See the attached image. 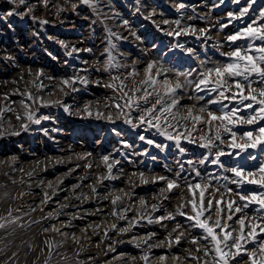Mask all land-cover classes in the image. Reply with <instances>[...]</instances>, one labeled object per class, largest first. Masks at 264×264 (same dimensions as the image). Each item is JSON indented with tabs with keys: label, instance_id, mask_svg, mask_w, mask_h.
I'll list each match as a JSON object with an SVG mask.
<instances>
[{
	"label": "rangeland",
	"instance_id": "374dc122",
	"mask_svg": "<svg viewBox=\"0 0 264 264\" xmlns=\"http://www.w3.org/2000/svg\"><path fill=\"white\" fill-rule=\"evenodd\" d=\"M92 4H95V7ZM181 4L184 5L183 8L179 7ZM242 9H247L243 15ZM13 10L16 14L7 15ZM262 11L264 0H92L91 4H84L81 0H24V3H20V0H15L14 3L12 0H0V103H2L0 116L9 109L14 111L12 112L14 116H22L33 125L30 129L22 127L15 131L13 133L15 139H0V142L7 148L13 146L16 153L27 150L33 152L36 146H44L41 159L64 160L65 164L60 167L66 172L72 163L83 161V158L92 151L99 153L100 156L102 154L104 157H113L114 163L108 164L104 161L103 164L106 169L111 165V169H105L106 173L102 179L105 191L112 194L116 200L119 195L120 200L121 196L125 195L124 192L131 189L133 194H137L136 200L151 197L160 203L158 209L160 214L164 216L172 214L174 219H167L163 228L166 236H158L157 239L150 240V243L147 242L145 246L148 247L142 255L140 251L131 248L137 247L136 243L147 234L138 223L131 224L128 220H121L115 225L114 228L119 227L115 230L111 229L113 224L106 220L108 217H104L105 219L102 217L103 220L97 216L89 217V222L93 221L87 222L89 227L92 229L96 225L97 230L94 229L97 234L101 236L104 234L106 238L105 244L100 245L102 247L100 250L105 251L114 246L109 255L119 254L123 260L120 264H205V261L207 264H213V255L209 254L207 257L204 255L205 241L201 239L200 243H192L195 236L199 238L204 233L199 228L190 227L192 221H189L187 216L193 213L188 202L195 200L199 209L202 190L205 200L213 196L220 200L224 203L221 204L225 209L222 213L224 222L230 226L225 231L231 230L234 235L239 234L240 225L236 221L241 216L246 217V224L248 221L254 224L264 222V212L257 211L259 205L254 202H250L249 207L243 212H235L232 220L227 219L229 201H236L243 207L244 202L238 200L237 193L248 195L264 191L258 184L245 183L241 186L233 183L236 177L229 171L233 167H243L245 175L248 172L254 173L248 179L260 180L261 173L258 170L264 164V144H258L256 148L249 147L237 156L234 153L239 149L230 146L233 141L230 133L221 128L220 135L224 143L216 139L219 121H214L209 126L203 122L194 124L190 119L185 120L183 117L187 114V109L195 105L193 114L202 115L206 119L207 112L199 113V108L206 105L209 100L218 98L219 93L212 92L210 88L201 92L195 91V82L200 73L217 64L231 62L233 58L224 54L236 48L244 51L249 44H252L253 48L264 45L259 39L243 37L236 41L227 39L228 36L242 32L249 25L257 30V34L264 31ZM229 13H232V16H229ZM124 21H128V24L125 25ZM176 21H180V24L177 25ZM178 45H183V48ZM187 49H192L193 52L189 53ZM110 56L113 58L111 61ZM152 62H155V70L162 67L171 69L158 80H163L166 76L173 86L177 82L183 85L177 90L180 106L173 109L175 119L172 115H169L167 120L162 118L159 120V127L155 126L156 120L149 124L139 119L140 115L155 103V94L149 97L148 103L140 101L139 109L124 107L125 101L121 99V81L126 85L123 91L128 92L133 100L143 95V91L132 92L130 89L145 87L140 81L146 79L145 70ZM110 63L114 67L109 68ZM188 72H192V75H186ZM129 73L136 74L129 76ZM177 73L185 75L178 76ZM75 77H82L87 83L77 80L75 84H71V79ZM64 79L69 80L70 84L65 85ZM259 79L256 75L250 77L251 87L257 90L253 95H258L259 90L264 88ZM189 80L193 81L191 85L187 83ZM148 91L152 92L153 89L148 88ZM233 91L237 90L233 88ZM159 92L161 95L164 94L162 88ZM247 93L248 85L244 84V94ZM200 96L204 99L198 100ZM170 99L165 96L169 103ZM116 104H120L121 108H117ZM222 104H227L228 109L239 107L241 109L239 114L245 117L253 114L252 110L243 107L238 99L223 100L220 104L208 105V108L216 115H220L219 109ZM15 108L24 111L14 110ZM156 115L161 114L157 112ZM36 120L40 123H36ZM128 120L132 123H128ZM261 126H264V121H258L253 125L232 126V130L236 132V143L246 142L241 139L244 132H252L253 137L259 135L258 130ZM169 135L181 138L169 140ZM141 137L144 139L141 140ZM61 138H64V141L61 142ZM209 140L212 144L204 147ZM148 141L153 143L150 144ZM180 148L185 151L181 152ZM6 150L4 155L9 153V150ZM220 151H223L224 155L219 157L218 164H213L211 161ZM31 158L34 159L32 154L24 156L25 161H31ZM200 160H204V164L198 163ZM188 161H193V164L190 165ZM130 163L138 165L135 168L139 171L138 178L136 177L138 182L137 179L132 181L135 186L126 185L123 180L129 172ZM58 169L59 166L55 167V172ZM55 172L50 174L51 178ZM197 172L200 173L199 176L196 175ZM85 181L81 178L79 183L88 184ZM168 181H176L178 187L172 188L170 192ZM197 184L200 185L199 188L196 187ZM209 184L210 187L205 189L204 186ZM189 185L192 186L191 191ZM228 189L232 191L229 192ZM140 193L141 196L143 194L142 198ZM186 203L188 206L184 207ZM181 211L185 215H180ZM212 215L215 220L214 211ZM143 222L148 225L152 223L150 220L141 221L142 224ZM176 224L181 225L180 229ZM87 228L88 226L86 230ZM250 230L245 227V234ZM78 231L77 229L75 233ZM181 232H185L184 236L177 243L176 236ZM52 236L53 240L57 239L56 235ZM258 239L264 240V234H260ZM57 247L58 244L55 242L38 254L37 262L28 260L22 264H69L66 256L59 255ZM197 248L201 251H197ZM245 248L249 253L259 252L251 241ZM138 255L142 257L138 258ZM145 257L148 260H144ZM256 259H260L259 254ZM235 264L251 262L249 256L242 252L241 256L236 258Z\"/></svg>",
	"mask_w": 264,
	"mask_h": 264
},
{
	"label": "bare ground",
	"instance_id": "6f19581e",
	"mask_svg": "<svg viewBox=\"0 0 264 264\" xmlns=\"http://www.w3.org/2000/svg\"><path fill=\"white\" fill-rule=\"evenodd\" d=\"M36 72H34V74ZM58 83L60 84V81ZM64 88L66 87L64 86ZM62 91H61V94H62ZM13 102L15 103V100ZM17 105H18V101H17ZM17 108H15L14 110H16ZM187 108H188V104H187ZM19 109L17 110L19 111ZM21 111H24V110H21ZM12 112L14 111L6 109V112H4L0 116V139L13 140L16 138V136L13 134L15 131H18L22 127H26L27 129H30L33 127V125L29 123L28 120L26 121L22 116L21 117L14 116ZM60 141L61 142L64 141V138H61ZM6 149L9 150V153L7 155H4L7 151ZM35 149L36 150L33 152L27 150V151H24L23 153H20V152L16 153L15 148L13 146L7 148L5 144H2V142H0V263L22 264V263L27 262L28 260H30V262L35 263L39 260L38 254L40 252H43L47 246L51 247V245L54 244L55 242H57L58 244L57 251L58 253H60L59 255H62L64 257L66 256L69 264H120L121 262H123L122 257L118 256L119 254L117 256L109 255V253L112 251L114 246L109 247L105 251L100 250V247L102 246V244H105L104 240L106 241V238L104 237V234L102 236L97 234L98 232H96L97 229L95 228L96 225H94L92 229L89 227L88 224L93 222V221L89 222V217L97 216L99 217V219H102V217L103 218L108 217L109 219L107 218L106 220L111 222V224L113 225H117L121 220L122 221L128 220L131 224H135V222L138 223L142 227L141 229L146 231L147 234H144L146 235V237L141 239L140 242L136 243L137 247H131V248L135 249L137 252L140 251L139 253H141V255L144 253L145 248L148 247V246H145L147 242L150 243L149 242L150 240L157 239L158 236H162V235L166 236V232L165 230L163 231V228L165 227V223L167 222V219L162 220V221L159 220V217H165V216L160 214L158 210L160 203L158 204V201L156 199L149 197L150 194L148 195L149 198L147 199L144 198L145 203L141 204L139 200L135 199V196L137 194L136 195L135 193L133 194V192L130 191L131 189L130 190L127 189V192L126 191H125L126 193L124 192L125 195L121 194L123 195V197L121 196L122 199L120 200L114 199V196L112 194L104 190L102 179L104 178L103 175L106 173V170H109V169H106L107 167L104 168L103 164H104V161H106L107 163L108 162L114 163L115 159L113 157H108V159L105 160L102 154L100 156V154L97 152H93V151H92L93 153L88 152L89 154L83 158V161L81 162L77 161L76 163H72L73 165L69 168V171L66 172V171H63L62 168L60 167L65 164L64 160L51 161L49 158L47 159L46 156H45L46 159H41L42 157L41 151L44 149V146L43 147L36 146ZM25 154H29V155L32 154V157H34V159L31 158L32 159L31 161H28V160L25 161L24 159ZM57 159L59 160L58 157ZM133 160L135 161V159ZM111 163H108V164H111ZM57 166H59V169L56 170L55 172V167ZM136 167H138L136 163H132V164L130 163V165L128 166L129 172L126 173L127 175L123 179L124 184L131 186L133 179L138 178L137 174L139 173V171L135 169ZM54 172L55 174L53 175V178H51L50 174ZM81 178H84L88 184L85 183L86 185H83L81 182L79 183V180ZM137 182H138V179H137ZM132 185L135 186V184H132ZM132 189L134 188L132 187ZM117 193H118V190H117ZM140 196H141V193H140ZM141 198H138V199H141ZM114 200H115V203H113ZM173 203H175V201ZM221 204H224V203H221ZM153 205H156L155 211H153V208H152ZM143 220H150L152 223L148 225L143 222L144 224H142L141 221ZM52 224H55L56 226L55 227L51 226ZM86 226H88L87 230H86ZM117 228L119 227L116 226V228L112 227L111 229L117 230ZM77 229L79 231L75 233ZM189 232L191 233V231ZM52 234L56 235L57 237L56 240H53L51 238L53 237ZM126 240L124 239V241ZM199 243H200V240H199ZM127 244L129 243L127 242ZM154 244L156 243L154 242ZM127 248H130V247H127ZM138 256H139L138 258L142 257L140 255ZM131 259L132 258H130V260ZM146 260H148V258Z\"/></svg>",
	"mask_w": 264,
	"mask_h": 264
},
{
	"label": "snow or ice",
	"instance_id": "6c2138e0",
	"mask_svg": "<svg viewBox=\"0 0 264 264\" xmlns=\"http://www.w3.org/2000/svg\"><path fill=\"white\" fill-rule=\"evenodd\" d=\"M14 3L15 0H12ZM84 4H91L92 0H81ZM20 3H24V0H20ZM95 7V4H92ZM75 7V5L73 6ZM180 8H183L184 5H179ZM247 12V9L241 10V15ZM15 10L10 11L7 15H14ZM229 16H232V13H229ZM261 16L264 17V11H262ZM168 23V21H165ZM177 25L180 24V21L175 22ZM124 24L127 25L128 21H124ZM223 27V26H222ZM264 27V25H262ZM204 31V30H201ZM172 35L173 33H168ZM251 38L252 40L259 39L261 42H264V31H259L257 34V30L253 29L251 25L245 28L242 32H237L235 35L228 36L227 39L229 41H236L241 38ZM63 43V42H61ZM178 47L183 48V45H178ZM107 51V49H106ZM189 53H192V49H187ZM250 52L254 54H249ZM71 55V53H69ZM224 55L233 58L231 62L224 64H217L213 67L206 68L204 72L199 74L197 81L195 82V91L201 92L205 89H211L212 92H218V98L216 100H209L206 105H203L199 108V113L207 112V118L202 115H194V108L190 107L187 109V114L183 117L185 120H191L193 123H206L209 126L212 125L214 121H219V125L216 129V139L220 140L221 143L224 141L221 139L220 131L223 128V131L228 132L233 137V141L231 143V147L235 149H239L238 152L234 153L239 156L242 152H244L247 148H256L258 144H264V126L259 127V135L253 137L252 132H244L241 137L242 140H246L245 143H236L235 137L236 132L232 130V126L239 124H247L253 125L258 121H264V88H261L258 92V95H253L254 92H257L256 89L251 87L250 77L253 75L258 76L259 82L264 84V45L261 47L253 48L252 44H249L248 48L242 51L240 48H236L234 51L228 52ZM113 58L110 56L109 60L111 61ZM109 68L114 67L111 63L108 66ZM146 79L141 80L140 84L145 87L142 89H136L133 87L130 89L132 92L143 91V95L137 97L136 100L129 95L128 92L123 91V82L121 81V99H124V107L126 108H140V101L144 103L149 102V97L155 94L156 100L155 103L151 104L150 107L143 112L139 119L143 122H147L149 124L152 123L153 120H156V127H159V120L165 119L167 120L169 115H172V118L175 119L173 115V109L178 107L180 104L179 99L177 98V90L181 89L183 85L177 82L174 86L171 82L166 78L163 80H158L159 77L164 76L167 72L171 71V69L161 68L159 70H155V62L149 63L146 68ZM194 71V70H193ZM136 73H129V76H134ZM177 75H185L183 73H177ZM186 75H192V72H188ZM114 79H120L119 77H114ZM79 80L81 83H87V80L82 77H75L71 79V84H75L76 81ZM243 81V83L241 82ZM63 83L65 85H69V80H64ZM188 84H192L193 81H187ZM244 84L248 85V93L244 94ZM148 88H152L153 91L149 92ZM163 89V95L160 94L159 89ZM235 88L237 91H233ZM75 90V89H73ZM165 96L170 97V103L165 100ZM258 96L260 97L258 99ZM204 97H198V100H203ZM239 100L243 107L251 109L253 114H249L247 117L240 115L241 109L239 107H234L228 109L227 104H222L219 109L220 115H216L213 111L209 110L208 105L210 104H220L223 100ZM244 101H249L247 104H244ZM256 105V107H253ZM117 108H121L120 104L115 105ZM159 106V107H158ZM67 111V108L65 109ZM159 112L161 115L157 116L156 113ZM31 119V116L29 117ZM147 118V119H146ZM109 119L111 117L109 116ZM36 123H40L39 120L35 121ZM128 123H132L131 120L127 121ZM135 127V125H133ZM181 137H173L171 135L168 136L169 140H179ZM144 137H141L143 140ZM148 143H153L152 141H148ZM212 144V141L209 140L208 144H205L204 147H208ZM157 147H162L157 145ZM181 152H184L185 149L180 148ZM224 155L223 151H220L216 154V158L211 162L213 164L219 163V157ZM254 158V157H250ZM105 160L108 157H104ZM204 160L198 161L200 164H204ZM191 165L193 161H188ZM109 169H111V165H109ZM236 179L233 180V183L237 185H244L245 183L249 184H258L262 189H264V164L261 165L258 170L261 173V179H248L249 176H253L254 173L248 172L245 175V169L243 167H233L229 169ZM179 175V174H178ZM197 176L200 175L199 172L196 173ZM160 179H165L164 177H160ZM227 179V177H225ZM178 187L176 181H168V190L170 191L172 188ZM197 188L200 187L199 184L196 185ZM210 187L209 185H205L204 188L207 189ZM192 186L189 185V190L191 191ZM219 191V189H217ZM231 192V189H228ZM238 200L244 202L243 207L238 205L236 201H229L227 203V219L232 220V216L235 212H243L244 209L249 207L250 202H254L259 205L257 211L264 212V191H261L259 194L250 193L248 195H241L237 193ZM119 199V197H117ZM115 203V200L113 201ZM141 204H144L145 201L141 200ZM191 204V211L193 215H188L187 219L192 221L190 227L199 228L203 231L204 235L199 238H194L192 240L193 244H197L199 240L205 241V247L203 248L204 255L207 257L209 254L213 255V264H235V260L241 253H246L249 256L251 264H264V240H259L258 237L260 234H264V222L260 224L251 223L248 221L246 224V217L241 216L238 218L236 223L240 225V231L238 235H234L233 231H225V229H229L230 226L226 224L223 220L222 213H224L225 209L221 207V201L215 199L213 196L211 199L205 200L204 191L202 190L200 193V207L198 209L195 200L189 201ZM188 203L184 205V207L188 206ZM153 211L156 210V205L152 206ZM213 211L215 212V220H213ZM180 215H185L183 211L180 212ZM201 217H206L202 219ZM165 219H174L172 214H168L165 217H159V220ZM151 222V221H150ZM115 227V225H113ZM181 225H177V228H180ZM245 227L250 228L251 230L245 234ZM259 229V231H257ZM123 231V230H122ZM175 231V229H174ZM184 236V233L181 232L176 236V242L179 243L181 238ZM251 241L256 245L259 252H247L245 245ZM197 251H201L200 248H197ZM257 254H259L260 259H256ZM144 259H147L146 257ZM193 259H198L197 257H193ZM207 264V261H205Z\"/></svg>",
	"mask_w": 264,
	"mask_h": 264
}]
</instances>
